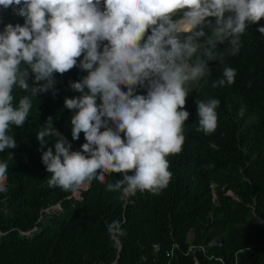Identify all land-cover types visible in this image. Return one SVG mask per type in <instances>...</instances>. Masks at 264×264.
I'll use <instances>...</instances> for the list:
<instances>
[{"label": "clouds", "instance_id": "9594fccd", "mask_svg": "<svg viewBox=\"0 0 264 264\" xmlns=\"http://www.w3.org/2000/svg\"><path fill=\"white\" fill-rule=\"evenodd\" d=\"M9 8L23 24L0 30V153L17 146L13 127H24L34 99L55 95L54 74L79 68L86 75L70 83L79 95L64 97L63 108L72 112V140L83 133L80 150L52 117L35 133L47 186L79 194L118 174L105 186L123 200L169 185V157L186 139L189 93L212 76L209 62L239 52L251 25L264 35V0H0ZM236 75L224 64L212 86L231 85ZM194 103L196 131L214 133L220 100ZM8 171L0 161V193L8 191ZM108 230L115 238L119 226Z\"/></svg>", "mask_w": 264, "mask_h": 264}, {"label": "trees", "instance_id": "16d2710c", "mask_svg": "<svg viewBox=\"0 0 264 264\" xmlns=\"http://www.w3.org/2000/svg\"><path fill=\"white\" fill-rule=\"evenodd\" d=\"M5 23L23 24V18L0 9V30ZM257 27L242 35L236 55L209 62L212 76L186 98L183 150L169 157L173 177L158 194L123 200L105 186L118 174L79 194L47 186L39 127L52 117L72 150L85 142L83 133L72 140V112L63 100L79 95L70 83L86 73L54 74L55 95L34 99L24 127H13L17 146L0 153L9 165L8 191L0 193V264H264V35ZM224 64L236 69L235 82L214 88ZM207 97L220 100L210 135L195 123L194 101ZM113 222L115 238L108 230Z\"/></svg>", "mask_w": 264, "mask_h": 264}, {"label": "rangeland", "instance_id": "374dc122", "mask_svg": "<svg viewBox=\"0 0 264 264\" xmlns=\"http://www.w3.org/2000/svg\"><path fill=\"white\" fill-rule=\"evenodd\" d=\"M187 238H188V241H192V239L194 238V234L193 233H190L188 236H187ZM215 242H217L218 241V238H216V240H214Z\"/></svg>", "mask_w": 264, "mask_h": 264}]
</instances>
